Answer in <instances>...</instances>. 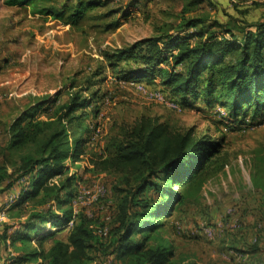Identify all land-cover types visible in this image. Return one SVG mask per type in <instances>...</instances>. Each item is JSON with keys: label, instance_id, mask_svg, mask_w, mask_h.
I'll use <instances>...</instances> for the list:
<instances>
[{"label": "trees", "instance_id": "obj_1", "mask_svg": "<svg viewBox=\"0 0 264 264\" xmlns=\"http://www.w3.org/2000/svg\"><path fill=\"white\" fill-rule=\"evenodd\" d=\"M41 1L7 0V4L31 5L34 14L57 19L66 15L67 7L40 6ZM202 2L191 0L193 5ZM130 5L132 9L123 12L124 19L130 18L139 3ZM101 6L98 0H76L68 7L67 20L76 24L88 11ZM110 58L116 63L129 62V67L121 70L122 80L161 77L162 85L184 107L197 100L211 108L222 106L231 124L240 119L243 124L248 118L257 122L264 116V20L230 24L193 15L174 28H162L156 35L117 49ZM58 96L44 97L24 108L11 122L9 142L2 149L0 185L6 184L4 190H8L23 180L17 204L31 206L22 228L13 236L21 243L14 262L92 264V252H96L108 258L116 256L120 264H197L176 260L174 245L161 231L155 234L174 214L173 203L182 202V187L215 177L227 166L223 153L226 138L199 134L194 127L180 129L147 114L123 126L108 145L107 156L91 159L93 170L119 178L109 235H97L94 221L79 213L67 239H55L46 249L45 240L56 231L41 233L43 226L50 223L64 229L74 217L77 177L70 174L68 160L75 164L88 154L90 139L84 135L88 136L90 128L84 120L90 113L86 109L99 99L77 91L67 102L57 104ZM50 105L56 106L48 117L41 118L39 114ZM253 166L256 172L264 170L257 160ZM148 191L156 195L143 197ZM258 220L264 222V213Z\"/></svg>", "mask_w": 264, "mask_h": 264}, {"label": "rangeland", "instance_id": "obj_2", "mask_svg": "<svg viewBox=\"0 0 264 264\" xmlns=\"http://www.w3.org/2000/svg\"><path fill=\"white\" fill-rule=\"evenodd\" d=\"M98 1L101 7L72 24L67 20L68 7L76 0L39 2L40 6L51 5L59 10L67 7L63 19L34 14L31 5L12 6L0 0V85L9 83L0 88V143H4L13 119L36 100L59 95L57 104H62L77 91L93 98L98 95V102L86 109L90 116L84 120L90 128L88 136L84 135L90 139L88 154L75 164L70 160L68 163L70 174L77 177L76 193L86 191L87 197H93L90 205L78 204L79 213L91 215L94 227L106 226L110 231L119 198V178L93 170L91 159L108 155V145L123 126L147 114L180 129L194 127L199 134L223 135L227 166L215 177L178 188L182 202L173 203L174 214L155 235L161 231V236L174 245L180 262L264 264V222L258 220L264 213V170L256 172L253 166L257 160L264 169V127L243 129L241 119L231 124L222 106L207 107L202 100L191 101L183 111L170 109L124 83L121 70L128 68L129 62L116 63L110 58L117 49L156 35L162 28H174L193 15L230 24L264 20V0H204L198 5L191 0ZM132 1L139 6L124 19L123 12L132 9ZM153 88L174 96L162 84ZM55 106H47L39 116L48 117ZM5 185L0 186V251L8 230L18 228L31 207L27 203L14 204L18 184L8 190H4ZM155 195L148 191L143 197ZM106 215L111 219L105 220ZM43 227L41 233L62 228L50 224ZM35 234L33 241L38 237ZM6 252L0 255V264L13 257L12 252H7L10 256ZM92 255V264H120L116 256Z\"/></svg>", "mask_w": 264, "mask_h": 264}, {"label": "built area", "instance_id": "obj_3", "mask_svg": "<svg viewBox=\"0 0 264 264\" xmlns=\"http://www.w3.org/2000/svg\"><path fill=\"white\" fill-rule=\"evenodd\" d=\"M232 1L237 2V0H232ZM124 83L134 86L135 88L138 89L139 92L145 94V96L148 97L149 99L157 101L158 103L170 109H173L176 111H183L185 109V107L177 99L172 98L168 94L164 93V91L160 88H153L149 86V84L145 81H126L124 80ZM223 114L226 115V112L223 111ZM259 127H264V116L261 119H259L257 122H251V120L248 118L243 124H241V128L243 129H247V128L257 129ZM85 194H86V191H83V192L80 191L78 194L76 193L75 197L73 198L74 200H72L73 201L72 207H73L74 217L67 223V227L72 228L75 224L76 216L79 214V211L77 208L78 204H81V205L92 204L93 197H87ZM86 199H88V201H86ZM87 216L91 218V215H87ZM110 219L111 217L109 215L105 216V220H110ZM94 231L100 237H107L110 232L108 231V227L106 226L94 227Z\"/></svg>", "mask_w": 264, "mask_h": 264}, {"label": "crops", "instance_id": "obj_4", "mask_svg": "<svg viewBox=\"0 0 264 264\" xmlns=\"http://www.w3.org/2000/svg\"><path fill=\"white\" fill-rule=\"evenodd\" d=\"M134 14V13H133ZM144 81H146V80H144ZM148 84H149V86H151V87H157V86H160L161 84H162V79H161V77H157L156 79H154L153 81H146ZM6 84H9V83H1V85H0V88L1 87H3V86H6ZM3 85V86H2ZM218 107H220V106H218ZM5 138V141H4V143H0L1 145H2V147L4 148L7 144H8V142H9V134H6V137H4ZM15 184H18L19 186H20V190L18 191V193H17V203H18V199H19V196H20V193H21V190H22V187L24 186V184H25V182L23 181V180H20V181H17ZM14 184V185H15ZM4 185V184H3ZM13 185V186H14ZM0 186H2V185H0ZM12 186V187H13ZM11 187V188H12ZM10 188V189H11ZM16 202V201H15ZM14 202V204H16V206H18V204L17 203H15ZM13 204V203H12ZM28 215V214H27ZM27 215H26V217H27ZM25 221V220H24ZM23 221V222H24ZM23 222H21L20 223V226L18 227V228H16L15 230H8V235H5V236H7L6 237V239H5V242L3 241L2 242V249H1V251H0V255L2 256L3 255V253L4 252H12L11 253V255H13V257H15L18 253H19V251H18V247H20L21 246V243L18 241V240H16L15 238H13V236H14V233H15V231L17 230V229H21L22 228V223ZM69 233H70V229H68V228H66V229H64V230H60L59 232H56V234L53 236V237H50V238H48L47 240H45V243H44V245H45V247H46V249H48L52 244H53V242H54V240L55 239H63V240H66L67 239V237H68V235H69ZM34 243H35V241H34ZM12 248H14L15 249V252L13 251V249ZM6 252V253H7ZM8 254V256H10V253H7ZM13 257H12V259L11 258H9V260H7V262H5L4 261V263L3 264H17V263H15L14 262V259H13Z\"/></svg>", "mask_w": 264, "mask_h": 264}]
</instances>
